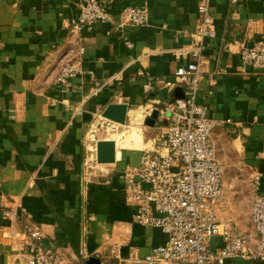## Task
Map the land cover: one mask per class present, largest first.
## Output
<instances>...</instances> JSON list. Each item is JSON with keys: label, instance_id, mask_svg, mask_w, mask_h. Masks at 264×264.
I'll use <instances>...</instances> for the list:
<instances>
[{"label": "crops", "instance_id": "obj_1", "mask_svg": "<svg viewBox=\"0 0 264 264\" xmlns=\"http://www.w3.org/2000/svg\"><path fill=\"white\" fill-rule=\"evenodd\" d=\"M74 1L0 0V264L16 259L10 236L25 241L22 227L4 215L11 202L26 209L61 264H116L109 246L117 239L123 241V257L142 258L166 239L160 230L134 222L135 209L124 202L121 170L138 162L142 147L152 143L149 131L156 133L155 126L145 125L153 106L139 73L170 78L186 67L189 58L174 53L193 46L197 6L204 0H114L113 14L128 7L149 9L146 25L125 27L121 35L102 22L72 33ZM208 6L215 37L204 42L210 76L199 81L197 98L206 115L226 122L211 134L217 158L260 172L264 192V75L239 73L235 45L264 41V0H208ZM79 48L81 73L66 87L55 86L60 66ZM153 88L167 102L183 96L181 85L169 91L154 79ZM109 104L127 106L125 122L134 121L135 137L130 147L115 149L113 164L92 173L86 168H96L87 129ZM105 138L99 135L97 142ZM234 174L231 169L224 174L217 214L253 243L249 186ZM81 251L89 254L86 260ZM227 264L264 262L233 258Z\"/></svg>", "mask_w": 264, "mask_h": 264}, {"label": "built area", "instance_id": "obj_2", "mask_svg": "<svg viewBox=\"0 0 264 264\" xmlns=\"http://www.w3.org/2000/svg\"><path fill=\"white\" fill-rule=\"evenodd\" d=\"M113 1L75 0L77 15L70 20L71 32L92 30L97 22H102L121 35L125 27L146 25L149 16L146 5L124 8L113 14L109 10ZM230 1L235 3L237 0ZM197 12L193 46L174 53V56L189 58L186 67L178 69L170 78H154L147 73H139L145 77L143 91L151 96L149 102L157 112L153 125L156 133L152 143L142 147L138 162L126 164L121 170L124 202L134 207V222L160 230L166 239L142 258L123 257L120 253L123 241L117 239L109 246V258L116 264H227L233 258L264 262L262 174L243 164L225 165L217 158L211 134L226 122L206 115L204 105L197 98L199 81L210 76L205 70L209 56L205 53L204 42L215 37L208 0L197 6ZM235 45L239 73L264 75V41L246 39ZM81 53L79 48L73 60L62 63L53 81L55 86L66 87L81 73L78 63ZM154 79L161 82L162 89L169 91L177 85L183 86V96L171 102L160 100L154 94ZM127 124H116L97 113L87 133L96 145L98 139L94 138L97 133L110 140L108 138H115L121 128H127ZM90 151L95 153V147ZM86 168L92 173L100 171L98 168ZM228 169L235 171V179L243 178L249 186L251 207L248 223L255 235L253 243L238 226L221 220L217 214L216 199ZM11 203L12 206L5 207L4 215L12 223L19 224L25 234L24 242H17L15 236H10L16 247L13 264H61L60 256L46 246L43 231L31 223L26 209L19 202ZM215 238L219 242L217 247L213 244ZM88 256L87 252L81 251L82 260Z\"/></svg>", "mask_w": 264, "mask_h": 264}, {"label": "water", "instance_id": "obj_3", "mask_svg": "<svg viewBox=\"0 0 264 264\" xmlns=\"http://www.w3.org/2000/svg\"><path fill=\"white\" fill-rule=\"evenodd\" d=\"M127 106L124 104H109L102 111V117L119 125L126 121ZM157 112L153 110L145 121V125L153 127ZM95 159L98 165H111L115 162V144L111 140H101L95 145Z\"/></svg>", "mask_w": 264, "mask_h": 264}, {"label": "bare ground", "instance_id": "obj_4", "mask_svg": "<svg viewBox=\"0 0 264 264\" xmlns=\"http://www.w3.org/2000/svg\"><path fill=\"white\" fill-rule=\"evenodd\" d=\"M135 137V132L132 130L131 132H126L123 134H117L114 139L115 149L118 151L119 148H127L130 147V141ZM92 136L88 135V141H92ZM92 150V148H90Z\"/></svg>", "mask_w": 264, "mask_h": 264}, {"label": "rangeland", "instance_id": "obj_5", "mask_svg": "<svg viewBox=\"0 0 264 264\" xmlns=\"http://www.w3.org/2000/svg\"><path fill=\"white\" fill-rule=\"evenodd\" d=\"M127 123V122H126ZM144 123V122H143ZM143 123H140L141 124V126H143ZM136 126V124L134 123V121H129L128 122V124H127V128H121L115 135H117V134H121V133H126L127 131L128 132H131L132 130L133 131H135L134 130V127ZM147 129H148V127H147ZM146 130V129H145ZM149 132H152V133H150L151 135H154V132H153V130H150ZM146 133V132H145ZM98 134V133H97ZM96 134V136H95V140H97L98 139V135ZM139 134H140V136H142L143 137V132H139ZM138 134V135H139ZM114 135V136H115ZM111 138H114V137H111ZM93 147H95V145L93 144ZM91 154H92V162L95 164L94 166L96 167V168H100L99 166H103V165H98V164H96V159H95V153H92L91 152ZM248 190H249V188H248ZM250 195V194H249Z\"/></svg>", "mask_w": 264, "mask_h": 264}]
</instances>
